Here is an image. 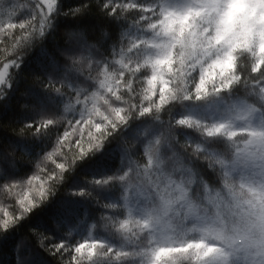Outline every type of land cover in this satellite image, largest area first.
Wrapping results in <instances>:
<instances>
[{"label":"clouds","instance_id":"obj_1","mask_svg":"<svg viewBox=\"0 0 264 264\" xmlns=\"http://www.w3.org/2000/svg\"><path fill=\"white\" fill-rule=\"evenodd\" d=\"M83 2L87 8L77 13L63 9L52 17L45 0H0V55L11 51L25 58L43 49L62 71L56 80L78 81L89 104L101 92L103 71L121 74L123 65L112 60L118 47L131 45L126 59L139 68L133 75L141 100L153 76L150 61H164L159 67L167 103L157 107L153 99L140 114L132 107L94 149L112 137L123 154L113 179L101 184L115 191L117 199L108 202L114 207L97 223L112 231L119 218L130 217L139 249H173L164 264H264V0H158L159 7L137 0L119 16L106 9L105 0ZM142 7L152 15L139 17L135 9ZM69 94L63 95L66 105ZM97 102L108 111L107 103ZM83 114L64 107L52 119L60 125ZM217 127L223 130L208 131ZM46 154L36 159L21 144L0 143V202L15 204L6 186L10 173L29 163L36 169ZM59 184L7 230L0 229V242L47 204ZM50 219L53 227L59 223ZM39 234L46 235L45 246ZM32 236L47 250L50 236L30 228L12 245L13 256L21 245L19 264H37L25 251ZM134 256L139 258L129 264H151L146 251Z\"/></svg>","mask_w":264,"mask_h":264},{"label":"snow or ice","instance_id":"obj_2","mask_svg":"<svg viewBox=\"0 0 264 264\" xmlns=\"http://www.w3.org/2000/svg\"><path fill=\"white\" fill-rule=\"evenodd\" d=\"M150 2H157L158 0H150ZM137 3V0H105L106 9L113 11V15L119 16L124 11V5L133 6ZM45 11L48 15L55 17L63 9H67L69 14L77 13L81 9L87 8V4L81 2L79 6H72L66 4L65 0H45ZM139 13V17L147 18L152 15V10L148 7H142L135 9ZM168 15L170 13H163ZM231 20V15H229ZM42 30V25H41ZM143 31V28H140ZM129 44L127 47H118L112 60L119 61L122 67L121 74L114 75L111 70H105L101 73L99 80L100 93L93 94L90 97L91 103L85 100L87 93L79 86H74V83L65 76L64 80H54L51 78L41 80L40 77L36 78V82L40 83L42 87H46L48 90L55 92L61 96L68 94V90L71 89L69 94V104L65 106L67 111L72 106H75L83 111V116L79 120L73 119L71 121L65 120L67 127L57 136L55 146L52 151L47 152L45 160H52L53 156L63 155L62 149L66 145H71L72 141L69 139L71 135L78 136L74 147H72L71 158L65 157V162L56 165L55 168H42L41 164H37L36 171L26 178L22 179H9L7 187L10 190V194L15 198V204H8L0 202V229L7 230L21 214L27 213L36 204L48 198L54 185L60 183L64 178L65 167L70 169L77 161L86 157L96 147H99L104 139L106 133L119 123H123L127 119V112L135 107L138 114L147 112L149 109L147 105L153 100L154 97L158 101L157 107L167 103L168 100V85L164 82L163 77L160 74L159 65L164 61L156 60L150 61L153 66V76L148 80L147 86L143 89L142 100L137 98V92L134 85L135 77L134 72L139 71L136 65L129 64L126 59V53L129 50ZM23 57L19 54H13L11 51L7 55H0V67L3 71H0V96H6L7 91L12 86V79L16 71L19 69ZM9 68L12 71L9 74ZM94 75V74H93ZM207 78L200 82L199 87L203 89L205 87ZM158 81L162 84L158 85ZM59 85V87H57ZM111 97L112 100L108 101L105 95ZM161 95L163 98H161ZM97 101H103L108 104V111L105 112ZM87 104V108L84 105ZM14 110V106H0V114L10 113ZM38 125V126H37ZM55 126V122L52 118H42L39 122H26L21 125H15L11 122H5L0 120V127L5 129H12L16 136L24 137L27 135H35L43 133L51 127ZM19 129V131H17ZM71 129V132L69 131ZM222 127L215 129H209L208 131L220 133ZM14 142V141H13ZM16 143V142H15ZM79 149V151H77ZM58 169V170H57ZM113 179L112 176L95 180L97 185L105 184ZM122 179V177H121ZM37 181H41L39 184ZM50 181L49 186L46 188L44 185ZM80 195H88L89 193L81 191ZM103 207L109 209L105 215L111 214V209L114 205L104 203ZM114 230L119 231L128 237L126 247H115L109 245L104 241L103 244H99L101 239L88 238L93 242L87 244L88 253L87 259L89 264H98L101 258L110 262V264H129V261L138 259L139 256L134 254L146 251L150 254L151 264H164V261L170 257L173 249L166 247H152L148 249H139L133 241L135 240V229L132 227L131 218H119L118 223H114ZM40 243L45 246V234H39ZM85 239V240H88ZM48 244L47 250L54 255L59 254L61 264H81V255L86 247L85 243H75L69 245L66 241H59L49 243L52 240L51 237L47 238ZM15 242H0V253L9 251V245ZM180 251V249H175ZM67 255L69 259L65 260L64 256ZM207 255V253H205ZM95 257V258H93ZM0 264H11L10 261H6L0 256Z\"/></svg>","mask_w":264,"mask_h":264},{"label":"trees","instance_id":"obj_3","mask_svg":"<svg viewBox=\"0 0 264 264\" xmlns=\"http://www.w3.org/2000/svg\"><path fill=\"white\" fill-rule=\"evenodd\" d=\"M65 2L66 4H74L77 0H65ZM112 27L114 32L119 30V25L115 22H113ZM0 71H3L2 67H0ZM11 71L12 69L9 68V74ZM37 76L54 80L62 77L61 69L50 63L47 52L39 48L23 58V62L13 76L12 86L8 89L7 95L0 96V106H14L12 112L0 114V120L21 125L26 122H39L42 118H54L64 111L67 98L42 87L40 83L35 81ZM136 83L134 80L135 86ZM78 84L77 81L74 86H78ZM68 91L71 92V89ZM154 98L158 99V97ZM66 127L67 124L62 123L43 133L24 137L16 136L12 129L0 127V143L8 140L14 141L23 145L30 156L39 159L47 152L52 151L57 136L60 133L62 135ZM69 131L71 132V129ZM69 139L72 144L66 145L61 150L63 155L53 156L52 160L45 161L41 165L42 168H55L56 165L65 162V157L71 158L72 147H74L78 136L71 135ZM121 160H123V154L117 151L116 143L110 137L102 149L91 151L70 169H67L66 165L64 178L60 184L58 183L55 195L42 208L21 221L18 230H11L7 241L16 242L20 235L29 234V229L33 228L47 233L52 238L49 243L62 240L69 245L77 242L92 243L93 241L88 238H96L101 239L99 244H103L105 241L118 248L126 247L123 239L114 230L109 231L97 223L101 215L107 211L103 204L113 202L117 196L108 185L94 183L95 180L116 174L118 162ZM35 171L34 163H29L22 168L13 170L10 176L14 179H22L31 176ZM40 182L37 181L38 184ZM49 184L50 181L44 186L47 188ZM82 190L89 194L80 195ZM52 217L59 219V223L55 227L51 223L50 218ZM14 244L11 243L9 251L0 253V256L10 262L15 259L16 264H19L21 245H15V255L13 256L12 245ZM25 251L32 253L37 264H61L59 254L54 255L40 246L38 238L35 236L31 237L29 246ZM87 253L88 248L85 247L81 255V264H89ZM64 259L67 260L69 257L65 255ZM98 264H110V262L101 258Z\"/></svg>","mask_w":264,"mask_h":264},{"label":"rangeland","instance_id":"obj_4","mask_svg":"<svg viewBox=\"0 0 264 264\" xmlns=\"http://www.w3.org/2000/svg\"><path fill=\"white\" fill-rule=\"evenodd\" d=\"M86 244V247H87V244H89V243H85Z\"/></svg>","mask_w":264,"mask_h":264}]
</instances>
